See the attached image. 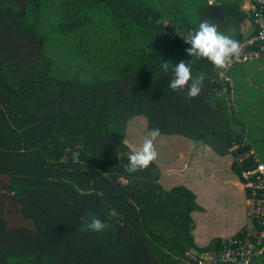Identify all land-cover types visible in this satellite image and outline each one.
<instances>
[{
  "label": "trees",
  "instance_id": "1",
  "mask_svg": "<svg viewBox=\"0 0 264 264\" xmlns=\"http://www.w3.org/2000/svg\"><path fill=\"white\" fill-rule=\"evenodd\" d=\"M242 3L0 0V264H179L222 249L227 238L195 245L191 213L202 208L190 190H165L154 162L125 171L124 141L140 116L147 133L229 156L241 181L256 167L245 154L264 165V88L247 75L264 57L230 69L233 101L203 58L192 64L207 77L198 97L168 87L173 66L191 60L182 35L202 21L245 39ZM88 213L108 229L80 231Z\"/></svg>",
  "mask_w": 264,
  "mask_h": 264
},
{
  "label": "built area",
  "instance_id": "2",
  "mask_svg": "<svg viewBox=\"0 0 264 264\" xmlns=\"http://www.w3.org/2000/svg\"><path fill=\"white\" fill-rule=\"evenodd\" d=\"M242 9L251 22L249 31L241 27L240 34L245 39L240 44V54L233 57L224 77L223 83L230 87L228 99L234 100L230 69L236 64L256 62L264 57V0H242ZM192 32L182 35L186 38ZM245 141V140H244ZM253 157L256 167L241 173L245 189L250 190L248 209L240 237L227 238L219 252L199 254L195 251L186 252L179 264H249L251 259L264 247V165L253 151L244 158Z\"/></svg>",
  "mask_w": 264,
  "mask_h": 264
},
{
  "label": "crops",
  "instance_id": "3",
  "mask_svg": "<svg viewBox=\"0 0 264 264\" xmlns=\"http://www.w3.org/2000/svg\"><path fill=\"white\" fill-rule=\"evenodd\" d=\"M252 69L253 71L251 73L264 74L263 63H255V66H253ZM250 74L247 73V75L249 76ZM249 76L248 78H250ZM204 147L205 146L203 145V148ZM199 148L197 150H194L195 157L193 159L204 157L203 154H207V147H205L206 150ZM191 153H193V151H191ZM210 155H206L205 158L216 162L218 164V169L213 170L215 171L216 176H213V172H211V174L209 173L210 175H208L205 180H202L201 177L198 179L195 176L187 179L188 176L184 173V169H188L187 165H181V162H174L173 159L168 162V165L163 164L164 167H161L160 158H157V160L154 162L160 168L161 176L159 182L165 190H169L176 186H183L195 195L196 203L202 208V211H194L191 213V218L196 223L194 231L192 232L193 241L199 248L206 246L214 238L225 239L238 233L245 223L246 210L248 209V203L250 199V197H248L247 195V189L244 188L243 182L231 170L232 159L229 156L221 157L213 153ZM188 160L190 159L188 158ZM194 164L197 165L196 161L194 162ZM163 168H165V171ZM220 173H224V178H221L222 174ZM210 180H213V184H204V182H209ZM220 191L221 193L226 192L227 194H230V201L228 203V206H230V210L226 208L219 209V213L215 217V215L213 216V212L217 208L215 200L216 198H218ZM198 194H200L201 196H207V198L204 200L205 203H199ZM224 212H226L225 215H227V223L218 227L215 231L209 230L208 226L210 224L217 223L219 217ZM196 214H200L203 219L200 222L199 227L198 223L194 219V216ZM207 230L209 231L207 232Z\"/></svg>",
  "mask_w": 264,
  "mask_h": 264
},
{
  "label": "clouds",
  "instance_id": "4",
  "mask_svg": "<svg viewBox=\"0 0 264 264\" xmlns=\"http://www.w3.org/2000/svg\"><path fill=\"white\" fill-rule=\"evenodd\" d=\"M183 39L185 43L191 45L185 49L191 60H181L173 66V78L169 81L168 87L173 91L187 89V96L196 98L201 94L207 77L204 72H197L193 76L192 64L201 58L206 59L217 70V74L223 78L233 61V57L239 56L241 48L237 40L220 31L217 25L208 21H202L198 30ZM163 68L167 72L168 63H164ZM159 136H161V131L158 127L148 132V138H145L142 146L133 148L127 154L129 163L125 165V171L135 173L146 170L157 160L158 153L154 142ZM124 143L127 144V141ZM108 227V224L91 213L81 217L80 231L103 233Z\"/></svg>",
  "mask_w": 264,
  "mask_h": 264
},
{
  "label": "rangeland",
  "instance_id": "5",
  "mask_svg": "<svg viewBox=\"0 0 264 264\" xmlns=\"http://www.w3.org/2000/svg\"><path fill=\"white\" fill-rule=\"evenodd\" d=\"M253 66H255V64L254 65L252 64L247 67L249 74L253 71L252 69ZM249 77L250 78L253 77L254 79L252 84L258 81V85L259 84L261 85L260 87H258V89L264 88V84L260 82V81L264 82V80H262L264 79V74L251 73ZM145 126H146V120L145 118L140 117V116H136L128 122L127 130H126V141H127V145L131 149L141 147L145 138H148V133L145 130ZM154 145H155L157 153L159 154L158 158H160L161 160V167H164L163 164L168 165V162L173 159L174 162H181V165L183 164L187 165L188 169H184V173L187 174L188 176L187 179H190L195 176L198 179L201 177L202 180H205V178L208 175H210L211 172H213L212 173L213 176H216L215 171L213 170L218 169L217 168L218 164L210 159L205 158L206 155L212 154L209 149H207L209 151V152L207 151V154H203L204 157L193 159L195 157L194 150H197L199 147H200L199 149L206 150L205 147L203 148V145L201 143L192 141V140L183 139L181 137L159 136L154 142ZM191 151H193V153H191ZM188 158L190 160H188ZM178 160H182V161H178ZM195 161L197 165L194 164ZM163 169L165 171V168ZM220 174H222L221 178H224V175H223L224 173H220ZM204 184L205 185L213 184V180H210L209 182H204ZM229 196L230 194H227L226 192L221 193L220 191L218 198H216L215 200V203L217 204V208L214 210L213 216L214 215L215 217L217 216V214L219 213L218 211L219 209L226 208L230 210V206H228L229 205L228 203L230 201ZM206 198L207 196L205 195L201 196L200 194H198V200L200 204L205 203L204 200ZM225 214L226 212L222 213L217 223L210 224L208 226V229L211 231H215L218 227L227 223V215ZM194 219L198 223V227H199L200 222L203 220L202 216L200 214H196L194 216ZM193 222L195 225L196 224L195 221ZM209 230H207V232Z\"/></svg>",
  "mask_w": 264,
  "mask_h": 264
},
{
  "label": "water",
  "instance_id": "6",
  "mask_svg": "<svg viewBox=\"0 0 264 264\" xmlns=\"http://www.w3.org/2000/svg\"><path fill=\"white\" fill-rule=\"evenodd\" d=\"M263 252H264V247L262 248V250H260L258 253H256V255L254 257L261 255Z\"/></svg>",
  "mask_w": 264,
  "mask_h": 264
}]
</instances>
